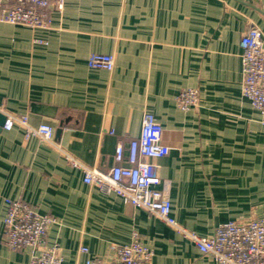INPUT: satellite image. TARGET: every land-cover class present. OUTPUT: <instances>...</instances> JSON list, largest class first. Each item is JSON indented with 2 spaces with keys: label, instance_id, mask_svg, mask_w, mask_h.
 <instances>
[{
  "label": "crops",
  "instance_id": "obj_1",
  "mask_svg": "<svg viewBox=\"0 0 264 264\" xmlns=\"http://www.w3.org/2000/svg\"><path fill=\"white\" fill-rule=\"evenodd\" d=\"M50 18L36 30L0 22L1 108L52 126L62 149L101 171L152 113L171 153L151 162L180 225L211 237L223 223L264 217V124L242 94L240 46L252 25L264 33V0H67ZM94 53L113 55L114 70L89 69ZM189 88L199 106L183 111L176 98ZM7 199L56 219L47 245L64 264L111 259L135 234L151 264H221L116 192L85 184L20 126L0 130V264H29V250L4 245Z\"/></svg>",
  "mask_w": 264,
  "mask_h": 264
},
{
  "label": "built area",
  "instance_id": "obj_2",
  "mask_svg": "<svg viewBox=\"0 0 264 264\" xmlns=\"http://www.w3.org/2000/svg\"><path fill=\"white\" fill-rule=\"evenodd\" d=\"M67 0H0V22L30 29H47L50 11H62ZM243 67L242 94L260 114L264 124V33L252 25L240 43ZM87 66L91 70L112 72L113 55L94 53ZM178 107L190 111L199 106L198 89L183 90L176 98ZM3 130L20 126L25 139L37 138L59 151L84 174V183L105 191L116 192L126 203L159 219L185 239L192 241L206 255L221 264H264V217L246 221H230L219 225L211 237H199L180 225L172 215L170 185L163 181L160 166L151 160L167 158L171 149L163 142V127L152 113H145L139 137L129 141L128 149L119 143L114 165L109 171L88 167L73 159L54 139L50 125L32 127L26 117L7 113ZM114 135V131L110 132ZM4 245L12 251H30L29 264H64L58 245L48 246L49 228L56 222L50 215H40L22 200H6ZM111 259L94 257L86 264H151L154 252L135 234L126 245H115Z\"/></svg>",
  "mask_w": 264,
  "mask_h": 264
},
{
  "label": "water",
  "instance_id": "obj_3",
  "mask_svg": "<svg viewBox=\"0 0 264 264\" xmlns=\"http://www.w3.org/2000/svg\"><path fill=\"white\" fill-rule=\"evenodd\" d=\"M5 121H6V117L0 113V130L3 129Z\"/></svg>",
  "mask_w": 264,
  "mask_h": 264
}]
</instances>
